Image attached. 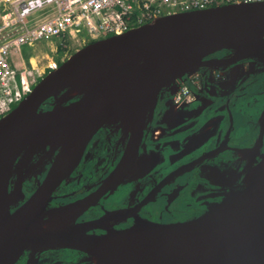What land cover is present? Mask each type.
I'll use <instances>...</instances> for the list:
<instances>
[{"label": "water", "instance_id": "1", "mask_svg": "<svg viewBox=\"0 0 264 264\" xmlns=\"http://www.w3.org/2000/svg\"><path fill=\"white\" fill-rule=\"evenodd\" d=\"M226 50L231 54L214 57ZM248 58L264 63V1L162 15L122 34L90 42L50 70L0 118V264H21L31 251L61 247L95 256V264H173L164 253L174 249L189 251L194 259L191 264H264L263 159L255 166L261 169L250 184L245 180L241 190L182 222L138 218L127 229L94 235L88 231L101 221H77L86 202L49 208L54 193L78 167L102 127L113 121L131 124L129 142L114 170V175L123 176L135 164L148 120L175 80ZM116 63L120 69L111 71ZM83 81L84 93L67 99L69 88ZM205 85L210 86V81ZM200 96L195 102L204 106L203 111L204 93ZM215 114L205 120L216 118ZM230 118L233 125L231 111ZM48 146L58 149L57 154L45 178L38 180L26 199L17 162L32 148V152L36 148L45 151ZM214 146L201 158L228 150L253 153L264 146V137L250 147L224 142ZM196 161L176 171H187ZM14 173L20 176L18 180L13 179ZM19 200L23 204L13 209ZM118 237L126 241L116 246L113 240Z\"/></svg>", "mask_w": 264, "mask_h": 264}, {"label": "flooded vegetation", "instance_id": "2", "mask_svg": "<svg viewBox=\"0 0 264 264\" xmlns=\"http://www.w3.org/2000/svg\"><path fill=\"white\" fill-rule=\"evenodd\" d=\"M231 52L226 50L214 57L228 56ZM258 62L262 63L258 59L248 58L237 62L239 65H236L235 69L222 67L231 72V81L223 88L222 76L216 83L208 87L204 85L206 107L203 111V108L199 111L201 105L198 102L192 103L190 108L185 104L176 110L164 107L165 101L171 96L170 91H166L164 100H159L156 110L148 120L142 138V149L135 164L123 176L114 175V170L129 142L131 124L128 121H113L102 127L89 142L78 167L54 193L49 208L86 202V208L82 210L77 221H101L88 233L103 235L127 229L133 226L138 218L160 223H176L198 217L228 193L242 188L246 173L262 160L264 146L261 149L255 148L253 153L228 150L214 153L207 159L201 157L203 153L213 149L214 145L218 146L223 142L224 145L230 143L233 146L250 147L261 140L264 112L259 118L258 136L254 140L250 138L242 141L241 131L237 128L236 117L231 108L232 104L235 105L236 101L251 90L252 84L254 85L251 84L252 76L264 73V63L256 66ZM205 71L203 68L200 73ZM70 92L66 94L67 99L77 96L73 90ZM82 93L84 91H80L78 95ZM50 102L44 107L47 108ZM161 102L163 110L159 107ZM216 105L227 108L229 124L223 125L224 114L216 113V118L211 117L205 120L200 128H196L202 113ZM230 111L233 114V125ZM213 119L216 120L211 122ZM207 124L210 125L206 128ZM158 131L160 133H157ZM180 133H185L182 139ZM202 147L205 148L201 150ZM31 150L24 153L17 162L18 171L25 181L23 190L26 199L36 190L38 180L45 178L58 151L50 146L46 147L45 151L39 148H36L35 152ZM196 159L199 161L189 170L183 168L181 172L176 171L184 163ZM194 173L195 176L191 180ZM19 178L20 176L14 173L13 179ZM114 178H117L116 181L110 184L109 181ZM122 190L124 195L119 203H115L113 196L118 191L122 194ZM187 196L195 201L188 203L186 211H181ZM21 204L23 200L13 205V209ZM76 255H80L77 264L97 262L94 256L76 248L61 247L42 252L31 251L23 258L21 264H65Z\"/></svg>", "mask_w": 264, "mask_h": 264}, {"label": "built area", "instance_id": "3", "mask_svg": "<svg viewBox=\"0 0 264 264\" xmlns=\"http://www.w3.org/2000/svg\"><path fill=\"white\" fill-rule=\"evenodd\" d=\"M252 1L259 0H0V117L32 91L47 69L58 66L53 59L28 66L21 57L24 47L56 38L67 47L122 34L174 11ZM213 72L206 78L211 84L222 78L214 80ZM204 81L200 71L175 80L165 104L176 110L194 103L202 98L198 89H204Z\"/></svg>", "mask_w": 264, "mask_h": 264}, {"label": "rangeland", "instance_id": "4", "mask_svg": "<svg viewBox=\"0 0 264 264\" xmlns=\"http://www.w3.org/2000/svg\"><path fill=\"white\" fill-rule=\"evenodd\" d=\"M89 43V42H88ZM87 42H82L79 45V42H71L68 43V47H64V43L60 40V39H53L52 41L49 42H41V43H37L34 46H29V47H25V51L27 52L28 50L30 51V53L32 55H35L38 59V61L41 63L38 64H45L48 63L49 60L53 59H67V57H69L71 54H73L76 50H78L79 48H81L82 46L88 44ZM62 49V50H61ZM59 50V51H58ZM64 59V60H65ZM44 62V63H43ZM246 63V62H244ZM241 64V63H240ZM236 65H239V63H233L228 65L227 68L231 67V68H237ZM263 65L262 63L258 62V64L256 63V66H260ZM208 69H206L207 71ZM233 70V69H232ZM231 70V71H232ZM228 82L231 81V72H229L228 70ZM252 83H254V85L252 84L251 86V90L248 91L244 96H242L238 101H236L235 105L232 104L233 107L232 111L236 117V124H237V128H239V130L241 131V136H240V140L242 141H247L250 138L251 139H255L258 136V132H259V118L262 115V113L264 112V73L263 74H255L252 76ZM226 83V84H227ZM75 86H71L70 90L67 92H70L71 90H74ZM225 88V87H223ZM206 101V100H205ZM163 103L161 102L159 107L160 109H164ZM211 110L213 112H211ZM211 110H209V114L214 115V113L217 114H224L225 118L222 121L223 125L229 124V120H228V110L227 108H221L219 106H214ZM206 114V112L202 113L201 115V121L203 122L208 115H204ZM205 117H204V116ZM244 116V117H243ZM216 119H213L211 122H214ZM211 124V123H210ZM207 124L206 128L210 125ZM205 128V129H206ZM180 138L182 139L185 136V133H180ZM205 148L202 147L201 150ZM195 173L191 175V180L194 178ZM245 184V183H244ZM241 190V187L237 189V191ZM122 194L118 191L114 196V202L115 203H119L120 199L122 198V195H124V190H122ZM194 199H190L189 196L186 197V199L183 201V205L181 207V211H186L185 208L186 206H189L188 203H192L194 202ZM162 211H158V213H161ZM80 257V255H76V256H72L68 262H65V264H77V260ZM62 259V257L60 258ZM63 260V259H62Z\"/></svg>", "mask_w": 264, "mask_h": 264}, {"label": "bare ground", "instance_id": "5", "mask_svg": "<svg viewBox=\"0 0 264 264\" xmlns=\"http://www.w3.org/2000/svg\"><path fill=\"white\" fill-rule=\"evenodd\" d=\"M262 1H264V0H259V1H252V2H262ZM239 3H250V2H239ZM173 13H178L177 11H174V12H172V13H170V14H173ZM165 15H167V14H165ZM162 16V15H161ZM95 38V37H94ZM105 38V37H104ZM57 39V38H56ZM101 39V38H100ZM95 40H97V39H93V38H86V40L84 41V42H93V41H95ZM41 42H49V41H41ZM40 42V43H41ZM82 42H79V45L81 44ZM85 46V45H84ZM65 47V46H64ZM68 47V46H67ZM83 47V46H82ZM81 47V48H82ZM66 48V47H65ZM81 48H79V49H81ZM78 49V50H79ZM78 50H76V51H78ZM59 51V50H58ZM72 55V54H71ZM65 59V58H64ZM55 59L54 60V63H56V65H60L61 63H63L65 60H67L68 59V57H67V59ZM39 63H41V61L39 62ZM44 63V62H43ZM230 65V64H229ZM58 66H56L55 67V69L56 68H58ZM227 68V67H226ZM120 69V66L118 65V63H116V64H114V65H112L111 66V68H110V70L111 71H117V70H119ZM50 70H52L51 68H49V69H47V71H46V74L50 71ZM221 70H223V71H221ZM221 70H217V69H209V70H207V71H205L204 73H202V75H203V77L205 78V81L204 82H206L207 80H206V78L208 79V77L210 76V74H211V71H214L213 72V79L215 80L216 79V76L217 75H221V76H223V83H222V86L224 87L225 85H226V83H227V81H228V78H229V76H228V70L227 69H225V68H222ZM200 72H201V70H200ZM45 74V75H46ZM211 84V83H210ZM73 86H75L73 89V92L75 93V95H78L79 93H80V91H84V81L83 82H81V83H79V84H76V85H73ZM198 91L200 92V89H198ZM201 91H204V89L203 90H201ZM71 93V92H70ZM5 116V115H4ZM3 116V117H4ZM1 118V117H0ZM180 121V120H179ZM160 131H161V129H160ZM160 131H158L157 133H160ZM263 136H264V124H262L261 125V132H260V139H262L263 138ZM263 160H264V156H263V158H262ZM257 165V164H256ZM254 167V166H253ZM260 169H261V166H258V167H254V168H251L247 173H246V175H245V178H244V180H246V183L247 184H250L254 179H255V177L258 175V173L260 172ZM245 183V182H244ZM237 192V191H236ZM52 218L51 217H49L48 219H47V221H46V223H48L50 220H51ZM124 241H126V239H125V237H118V238H116V239H114L113 240V242H115V245L116 246H118L119 244H121V243H123ZM100 251H101V253H104L105 252V249H103V248H101L100 249ZM164 257H165V259L167 260V261H169V262H171V263H173V264H191V263H193V261H194V259L191 257V254H190V252L189 251H186V250H183V249H174V250H171L170 252H165L164 253ZM94 259L95 260H97V258L94 256Z\"/></svg>", "mask_w": 264, "mask_h": 264}, {"label": "crops", "instance_id": "6", "mask_svg": "<svg viewBox=\"0 0 264 264\" xmlns=\"http://www.w3.org/2000/svg\"><path fill=\"white\" fill-rule=\"evenodd\" d=\"M25 49V48H24ZM22 49L21 51V57L23 58V60L26 62L25 64H27L28 66L31 64V63H39L37 57L35 55H32L30 53V51L28 50L27 52ZM19 64H22V63H19ZM225 87V86H224ZM204 91H200V95L203 93ZM205 99V98H204ZM204 106H201L199 107V111L203 108Z\"/></svg>", "mask_w": 264, "mask_h": 264}, {"label": "trees", "instance_id": "7", "mask_svg": "<svg viewBox=\"0 0 264 264\" xmlns=\"http://www.w3.org/2000/svg\"><path fill=\"white\" fill-rule=\"evenodd\" d=\"M61 50H62V49H61ZM223 52H225V51H223ZM219 54H220V53H219ZM217 55H218V54H217ZM206 115H208V114H206ZM208 116H210V115H208ZM208 116H207V117H208ZM204 117H205V116H204ZM199 122H200V121H199ZM203 122H204V121H203ZM200 123H201V122H200Z\"/></svg>", "mask_w": 264, "mask_h": 264}, {"label": "clouds", "instance_id": "8", "mask_svg": "<svg viewBox=\"0 0 264 264\" xmlns=\"http://www.w3.org/2000/svg\"><path fill=\"white\" fill-rule=\"evenodd\" d=\"M25 48V47H24ZM45 76V75H44ZM43 78V77H42ZM41 80V79H40ZM34 88V87H33ZM27 96V95H26ZM192 104V103H191ZM188 105V104H187Z\"/></svg>", "mask_w": 264, "mask_h": 264}]
</instances>
